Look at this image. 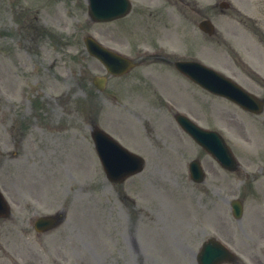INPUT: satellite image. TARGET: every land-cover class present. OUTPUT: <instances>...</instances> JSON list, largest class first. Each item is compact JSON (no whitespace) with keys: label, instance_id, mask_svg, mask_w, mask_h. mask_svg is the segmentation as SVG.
<instances>
[{"label":"rangeland","instance_id":"374dc122","mask_svg":"<svg viewBox=\"0 0 264 264\" xmlns=\"http://www.w3.org/2000/svg\"><path fill=\"white\" fill-rule=\"evenodd\" d=\"M197 3L207 7L210 2ZM81 5L75 8L73 0H0V185L13 207L11 218L0 221V264H197L191 250L195 255L202 241L214 233L239 253L242 264H264L262 228L245 218L239 223L231 214L226 219L223 195L210 190L222 192L223 177L210 179V174L205 184L191 186L185 163H175L174 142L170 139L163 144L154 138L153 117L157 119L162 112L163 100L160 106L147 104L138 94L123 93V87L124 95L117 100L112 95L118 88L115 78L109 80L105 92L93 86V75L105 70L83 48L82 28L90 25L85 5ZM24 8L32 12L21 15ZM32 22L61 36L32 41L39 32L31 27L32 37L27 35ZM175 23L183 30L178 20ZM97 29L105 38L111 31L105 25ZM230 29L239 30L232 25ZM123 33L134 39L152 31L145 32L139 21H130ZM109 38L124 48L129 46L120 35ZM173 38L165 34L163 41L170 43ZM201 38L200 33L188 34L187 45L197 48ZM146 45L131 54L147 53ZM212 46L218 54V41ZM223 61L231 63L227 57ZM165 71L162 82L180 107L204 112L211 121L199 99L195 102L188 94L190 81L172 66ZM140 73L134 76L142 77ZM94 95L97 104L92 106L97 109L86 108V99ZM92 117L108 130L124 128L133 148L140 149V134L124 124L146 131L140 145L147 153L148 166L125 188L111 183L101 168L90 139ZM109 117L120 123L113 125ZM240 176L229 177L230 188L237 187ZM180 186L189 187L188 194L182 195ZM258 191L249 198L250 209L253 200L264 202L263 182L258 183ZM61 208L68 209L64 225L46 237H37L32 228L34 217ZM133 235L147 258L136 255Z\"/></svg>","mask_w":264,"mask_h":264}]
</instances>
